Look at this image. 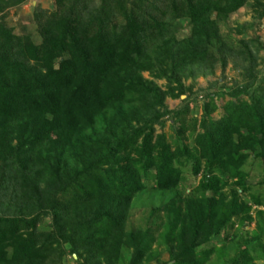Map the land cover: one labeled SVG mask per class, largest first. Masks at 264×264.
<instances>
[{"label": "trees", "instance_id": "obj_1", "mask_svg": "<svg viewBox=\"0 0 264 264\" xmlns=\"http://www.w3.org/2000/svg\"><path fill=\"white\" fill-rule=\"evenodd\" d=\"M25 1L0 0V264H59L67 253L75 264H205L226 253L213 241L234 219L244 245L223 236L239 245L222 264L263 261L261 44L229 42L219 23L245 4L262 18L264 0H54L34 14L38 41L3 21ZM182 19L188 32L178 36ZM232 55L244 62L243 82L206 92L198 121L183 117L188 95L167 107L189 88L180 75L206 74ZM215 97L228 98L217 119ZM165 117L177 124L171 141L156 131ZM253 166L262 191L248 181ZM187 171L198 181L180 191ZM149 187L171 194L128 228L134 197Z\"/></svg>", "mask_w": 264, "mask_h": 264}, {"label": "rangeland", "instance_id": "obj_2", "mask_svg": "<svg viewBox=\"0 0 264 264\" xmlns=\"http://www.w3.org/2000/svg\"><path fill=\"white\" fill-rule=\"evenodd\" d=\"M54 9V0H26L24 3L9 7L5 11V15L3 17V21L6 22L7 25L12 26L14 32L16 33H30L33 39L38 41L39 37L36 31V23L34 19V14L39 13L41 11H50ZM237 25L242 26V33L238 34L235 31V27ZM178 36H183L188 32V23L186 19H182L176 22ZM219 30L221 36L224 38H231L229 42H236L239 38H256L258 39L259 51L257 52V76L258 80L264 84V16L260 19H256L253 17V12L249 4H245L244 6L238 8L236 11L231 13L229 17L219 23ZM244 62L237 58L235 55L229 56L226 59V64L224 67H221L219 64H215L211 71L206 74L196 73L194 76H188L186 72L183 75H180V82L189 87L184 95H181L179 98H165V103L169 109H176L184 105L185 96L189 97V109L188 112L183 116L187 122H191L190 120L195 118L197 121L201 117V106L204 102L207 101L205 97L206 92H215L226 90L233 86V84L242 83L243 82V70L242 66ZM205 72V71H204ZM142 76L151 79V76L147 72H142ZM156 86L161 89L165 88V80L164 79H152ZM245 98V97H244ZM227 97H215L216 111H214L211 116L214 119L219 118V116L223 113V105L227 100ZM177 126L176 123H173L170 117H165L163 119V125L161 127L156 126V131L162 130L168 140H172L174 138V130ZM198 128V126L196 127ZM186 131V130H185ZM190 129H187L185 132V141L188 146L193 145V139L190 135ZM250 174L248 177V181L252 183V191L258 192L262 191L263 188L260 184H256V180L260 177L261 173L259 168L252 167L250 168ZM199 175L193 176L188 171L185 173L183 184L180 185L179 190L185 189V192L189 191L193 186L196 185L198 181ZM171 193L168 192H159L155 191L151 187L147 188L143 192L138 193L131 204L130 207V216L128 219V228L143 226L145 224L146 219H148L147 214L151 207L157 206L158 204L165 202ZM244 197H247L244 195ZM152 221L155 220V216L151 218ZM49 218L45 217L39 223V227L42 229H46L48 226ZM152 228L156 229V225H151ZM254 227V222H249L245 229L247 232L251 231ZM159 230L160 228L157 227ZM158 232V231H157ZM233 234L237 235V239L239 243L243 246L242 239L245 237V233L242 232V229L239 225H237L236 219L232 221V224L228 225L219 236L215 237L214 242L224 245V249L226 253L217 254L216 253L210 256L209 260L205 264H222L224 259H227L232 256L235 251V246L238 247L239 243H235L230 241V238L224 241L222 240L223 236L231 237ZM234 240V241H235ZM154 249L159 254V258L161 261H165L168 258V254L163 247V245H154ZM126 256V254L124 253ZM74 256L69 253L65 254V256L61 259L59 264H75L73 260ZM218 257L220 259H218ZM126 259V257H125ZM122 261L121 264H123ZM163 263V262H161ZM151 264H156L152 262ZM158 264V263H157ZM255 264H264L263 261L256 260Z\"/></svg>", "mask_w": 264, "mask_h": 264}, {"label": "water", "instance_id": "obj_3", "mask_svg": "<svg viewBox=\"0 0 264 264\" xmlns=\"http://www.w3.org/2000/svg\"><path fill=\"white\" fill-rule=\"evenodd\" d=\"M73 256H74V254H73ZM158 264H170V262H167V263H158Z\"/></svg>", "mask_w": 264, "mask_h": 264}]
</instances>
